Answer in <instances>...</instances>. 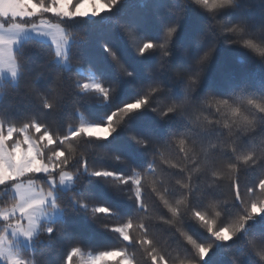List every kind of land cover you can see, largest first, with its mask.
Returning <instances> with one entry per match:
<instances>
[{
    "label": "snow or ice",
    "instance_id": "1",
    "mask_svg": "<svg viewBox=\"0 0 264 264\" xmlns=\"http://www.w3.org/2000/svg\"><path fill=\"white\" fill-rule=\"evenodd\" d=\"M120 3L0 0V88L27 81L33 107L22 119L0 115V264H38L39 247L58 238L63 251L47 264H206L218 246L230 264H264V93L246 83L220 92L204 86L213 56L201 53L216 35L208 22L191 43L177 39L188 6L211 20L228 0H170L174 18L158 16L155 37L113 17L145 61L143 75L103 42L110 73L100 76L92 63L85 73L82 60L73 63L85 40L81 21ZM228 38L264 53L246 26ZM122 82L127 97L103 109ZM96 104L102 108L91 110ZM121 134L131 147L100 145ZM81 144L105 149L111 165L97 166ZM88 225L118 245L85 258L94 248Z\"/></svg>",
    "mask_w": 264,
    "mask_h": 264
},
{
    "label": "trees",
    "instance_id": "2",
    "mask_svg": "<svg viewBox=\"0 0 264 264\" xmlns=\"http://www.w3.org/2000/svg\"><path fill=\"white\" fill-rule=\"evenodd\" d=\"M170 6V0H121V3L112 9L111 12L102 13L99 17L84 18L81 22L87 25L85 30V40L82 44L77 45L74 49V61L82 60L79 65L82 71L88 72L90 63L93 64L97 74L105 76L111 71V62L107 54L104 52L101 42L108 44L116 49L121 58L128 64L129 68L138 76L143 75V59L137 58L135 53L128 47L130 37H125L119 31L117 25L112 23V18L115 17L120 21H125L137 25V27L146 32V34L155 37L159 31L157 17L174 18L166 11ZM220 17H228L233 20L238 18L246 19L250 26L257 27L264 25V0H240L236 8H228L220 12ZM209 21V16L192 6H188L184 12L183 19L180 21V26L177 32V39L182 43H191L196 35L203 30V26ZM211 40V36L205 40V45ZM137 40L136 43H140ZM28 55L36 60L41 58L39 53L29 52ZM132 79V78H129ZM124 83L121 84V89L117 93L112 105H103V109L114 106L116 103L125 99L128 95V90L125 89ZM248 84L257 92L264 93V62L257 59L250 52L241 48L238 45H226L223 43V38L219 39L218 46L212 57L211 66L208 74L204 79V86L211 87L214 90L227 91L231 86H239ZM28 87L27 81L22 80L18 88H9L7 86L0 88V115H8L22 119L25 113L33 111L32 101L30 97L25 95V90ZM157 102H163L162 98H157ZM91 110H99L101 105H91ZM152 117V114H148ZM85 118H87L85 116ZM154 119V117H152ZM49 121L56 118L49 117ZM79 117H77V121ZM67 127V123H64ZM140 130V129H137ZM100 145L106 147L109 151L123 150V145H131L123 136L119 135L116 140L109 138L108 141H101ZM81 151H87L91 154L92 160L97 166H109L111 161L103 158L101 152L105 149L89 147L81 144ZM136 151V149H132ZM118 167V166H116ZM255 179V175L252 177ZM100 186L97 185V188ZM111 199V197H109ZM121 210H124L128 205L123 201L112 200ZM83 222L87 225L86 219ZM105 222L103 219L101 223ZM87 235L91 238L94 248H85V254L96 251L107 250L109 247L118 245L117 238L103 232L95 226L88 225ZM64 240L58 238L56 241L49 242L47 240L39 247L36 253L38 264H47L49 261H54L63 251ZM162 245H167V242L162 240ZM232 243L231 241L229 242ZM61 248V252H57V247ZM51 249V250H49ZM217 257L220 260H217ZM206 264H230L227 254H224L222 247L218 246L210 253L206 260Z\"/></svg>",
    "mask_w": 264,
    "mask_h": 264
},
{
    "label": "clouds",
    "instance_id": "3",
    "mask_svg": "<svg viewBox=\"0 0 264 264\" xmlns=\"http://www.w3.org/2000/svg\"><path fill=\"white\" fill-rule=\"evenodd\" d=\"M239 3L240 0H228V3L225 5V8L223 10L228 8H236ZM221 21H223V24H221ZM208 24L212 32H214L216 35L214 38L211 37L209 48H206L204 52L201 53V56H203L207 52L209 53V58L211 59L218 46L219 39L221 38H223V43L226 45H238L235 39H229L228 37L234 36V28L241 25L246 26L253 33V36L258 37V39L255 40V43L258 45V47L264 48V25L252 27L249 25L246 19L238 18L233 20L228 17L213 18L208 21ZM238 46H240L241 48H245V45H243L242 43H240ZM247 51L250 52L257 59L261 60V62H264V53L256 52L254 49L251 48L247 49ZM196 60H199V57H196L194 59V62ZM259 103L261 104L262 109H264V100L259 101ZM232 106L236 111L240 112L242 116L248 119H252V117L249 116L248 112L245 110L243 105L233 104ZM223 122L224 118H222V125ZM259 259L264 260V254H260Z\"/></svg>",
    "mask_w": 264,
    "mask_h": 264
},
{
    "label": "rangeland",
    "instance_id": "4",
    "mask_svg": "<svg viewBox=\"0 0 264 264\" xmlns=\"http://www.w3.org/2000/svg\"><path fill=\"white\" fill-rule=\"evenodd\" d=\"M88 7H89L88 4H85V5H84L85 10H87ZM6 78L9 79V80L11 79L10 76H7V75H6ZM85 258H87V255H86V254H85ZM110 259H111V258H110Z\"/></svg>",
    "mask_w": 264,
    "mask_h": 264
}]
</instances>
